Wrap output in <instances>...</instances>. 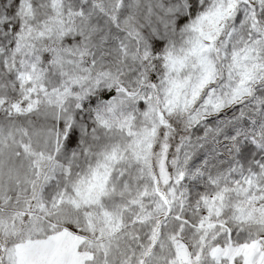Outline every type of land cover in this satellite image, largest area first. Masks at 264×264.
Instances as JSON below:
<instances>
[{
  "label": "snow or ice",
  "instance_id": "1",
  "mask_svg": "<svg viewBox=\"0 0 264 264\" xmlns=\"http://www.w3.org/2000/svg\"><path fill=\"white\" fill-rule=\"evenodd\" d=\"M0 264H264V0H0Z\"/></svg>",
  "mask_w": 264,
  "mask_h": 264
}]
</instances>
